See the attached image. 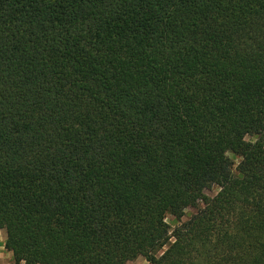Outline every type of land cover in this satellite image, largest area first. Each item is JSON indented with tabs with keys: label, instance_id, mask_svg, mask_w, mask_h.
Listing matches in <instances>:
<instances>
[{
	"label": "trees",
	"instance_id": "obj_1",
	"mask_svg": "<svg viewBox=\"0 0 264 264\" xmlns=\"http://www.w3.org/2000/svg\"><path fill=\"white\" fill-rule=\"evenodd\" d=\"M2 230L13 264H264V0H0Z\"/></svg>",
	"mask_w": 264,
	"mask_h": 264
},
{
	"label": "rangeland",
	"instance_id": "obj_2",
	"mask_svg": "<svg viewBox=\"0 0 264 264\" xmlns=\"http://www.w3.org/2000/svg\"><path fill=\"white\" fill-rule=\"evenodd\" d=\"M238 160H236V163L238 164ZM219 192L218 188H213L210 190L206 191V195L210 198L215 197ZM196 209H189L186 211V215L185 217L182 219V222H186L190 219V217L192 215H194L196 213ZM167 223L168 225L172 228L175 229L178 225V222L175 220V218L169 216L167 218ZM5 235H3V233H0V264H13L14 260H13V255L12 253H9L6 249H5V242H6V233H4ZM164 251H166V249H164L159 255H161ZM128 264H150L148 261H146L145 258L141 257L138 258L135 261L129 262Z\"/></svg>",
	"mask_w": 264,
	"mask_h": 264
},
{
	"label": "crops",
	"instance_id": "obj_3",
	"mask_svg": "<svg viewBox=\"0 0 264 264\" xmlns=\"http://www.w3.org/2000/svg\"><path fill=\"white\" fill-rule=\"evenodd\" d=\"M0 233H3V235H5L4 233H6V231L5 230H2V231H0ZM7 236V235H6Z\"/></svg>",
	"mask_w": 264,
	"mask_h": 264
}]
</instances>
